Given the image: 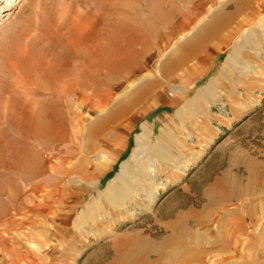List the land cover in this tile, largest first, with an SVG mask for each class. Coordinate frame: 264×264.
Returning a JSON list of instances; mask_svg holds the SVG:
<instances>
[{
    "label": "rangeland",
    "instance_id": "374dc122",
    "mask_svg": "<svg viewBox=\"0 0 264 264\" xmlns=\"http://www.w3.org/2000/svg\"><path fill=\"white\" fill-rule=\"evenodd\" d=\"M84 1L0 0V64L3 56L1 53L4 48L6 51L9 39L20 42L28 34L27 40L37 35L43 24L49 28L55 27L51 17L59 20V16L65 15L63 24H67V27L74 25L78 15L88 10L83 5ZM251 6V13L244 7L226 26H222V29L218 27L221 29L218 35H213L206 42V47L197 59L187 61L177 73L174 72L176 74H171L172 77L158 76V62L162 56L153 57L147 66L135 73L134 78L155 75L164 90L159 89V93L148 97L144 107L135 106L131 118H120L114 126L109 124L92 144H88L85 138V123L95 119L99 112L105 114L111 102L95 107L91 105L93 107L90 108L72 103V108L66 109L63 121L66 125L65 140L47 147L41 145L44 148L39 149V152L45 169L35 173L37 176L31 183H23L16 197L25 205L26 210L16 213L17 222L9 232L0 228V264H110L114 255V242L122 239H133L141 245L139 249L146 246L145 249L150 250L144 259L141 256V264H264V207L260 218L257 221H246L242 233L228 247L224 248L218 243L216 246L201 247L212 252H195V224L189 223L187 231H176L152 222L161 196L171 190L165 204L174 201L178 176L194 159L195 114H199L201 122L207 119V109L211 107L213 111L219 107L213 101L223 102L224 111L239 107L240 103L244 105L246 101H242V98L248 95L240 93L242 88L247 86V82L254 87L259 80L258 73L263 72L264 0H251ZM196 8L198 12L194 23L177 32L163 47L161 54L182 44L180 42L172 46L180 34L196 32L198 27L205 29L209 26L208 20L219 11L230 12L233 0H196ZM195 24V29H192ZM4 44L6 47L2 49ZM230 52L232 60L219 64L224 71L216 85L218 90L232 89L231 92L209 95L208 100L205 96L195 99V88L203 84L206 78H198L192 86L193 78H187L182 73L194 65L192 74L195 78L204 75L208 67L207 74L213 77L215 69H210L211 61L218 54L220 56L217 60H221L223 55ZM0 73V97L1 101L7 100L4 101L7 103L8 99L19 92L15 85L21 83L14 74L9 76ZM131 82L134 84L135 80L125 82L124 87L120 85L114 95H118L119 90L131 85ZM178 85L180 89L172 93L170 89H176ZM33 96L42 98L40 95ZM75 103H78L76 99ZM142 124L149 128L147 147L142 160L137 164L139 169L130 168L129 175L132 178H127L128 182L123 184L122 188L131 184L127 196L104 206L89 219L80 220L81 210L91 205L111 185L121 163H130L134 135L140 133ZM111 131L115 137L106 141L105 137ZM175 162L182 163V169H178ZM80 163H84L89 174L79 171ZM97 166L98 170L95 168ZM154 181H167V184L158 189L154 202L145 207L139 193L146 192ZM6 195V190H0V198H7ZM126 210H130L133 215L128 217ZM148 253H151V259Z\"/></svg>",
    "mask_w": 264,
    "mask_h": 264
},
{
    "label": "bare ground",
    "instance_id": "6f19581e",
    "mask_svg": "<svg viewBox=\"0 0 264 264\" xmlns=\"http://www.w3.org/2000/svg\"><path fill=\"white\" fill-rule=\"evenodd\" d=\"M242 1H233V12L242 7ZM83 5L88 10L78 15L74 25L67 27V24H63L65 15L59 16V20L51 17L55 24L53 29L43 24L39 27L37 35L26 40L28 34H23L26 37L20 42L13 38L9 39L6 51H4L6 45H3L0 72L9 76L14 74L22 86L15 85L19 92L15 91L17 94L8 99L7 103H5L7 100L1 101L0 97V155L17 148L3 146L9 137L18 141L20 138L25 140L38 137L41 142L44 141L41 144L43 146L65 140L64 112L68 108L71 109L73 104L90 108L111 102L105 114L99 112L95 119L85 123V138L88 144H92L95 137L109 124L114 126L120 118H131L135 106L144 107L148 97L163 89L155 75L134 78L135 73L147 66L153 57L161 55L158 76L172 77L171 74L177 73L187 59L196 53V46L205 44L207 37L211 38L213 35L216 37L220 30L218 27L225 26L232 16L231 13L212 15L210 20L207 19L209 22L207 28L197 34L195 31L180 34L172 46L180 42L182 44L176 49L169 48L168 54L167 52L161 54L163 47L177 32L194 23L198 12L196 0H85ZM195 27L196 24L192 29ZM1 37L2 35L0 40ZM1 43L2 40L0 46ZM231 54L232 52L228 54L227 60H232ZM130 79L135 80L134 84L131 82V85L119 90V94L116 93L115 96L114 91L120 85L124 87V83ZM176 87L170 91L175 93L180 89L179 85ZM211 90L204 88L203 92L212 95ZM33 95H40L42 98H34ZM75 99L78 103H75ZM148 132V126L142 124L141 132L134 136L130 163H127L128 161L121 163L111 185L99 194L91 205L81 210L80 220L89 219L99 213L104 206L116 203L121 197L127 196L131 184L126 188L122 187L128 182L127 178H132V175H129L130 168H138L137 164L144 156ZM163 134L166 133L163 131ZM113 137L115 135L111 131L105 140ZM38 161L40 170L35 171L37 167L33 165L30 173H40L44 169L42 159ZM174 164L178 169L183 167L180 162ZM95 168L99 169L98 166ZM78 169L82 174H89L84 163H80ZM26 172L24 175L29 176ZM166 184L167 181H154L153 186H149L146 192L139 193L145 207L154 202L158 189L164 188ZM126 214L128 217L133 215L130 210H126ZM113 246L114 255L110 264H141V256L144 259L146 253L150 252L144 245L142 250L139 249L141 245L133 239L116 240ZM149 258L151 259V256Z\"/></svg>",
    "mask_w": 264,
    "mask_h": 264
},
{
    "label": "crops",
    "instance_id": "0c3cea01",
    "mask_svg": "<svg viewBox=\"0 0 264 264\" xmlns=\"http://www.w3.org/2000/svg\"><path fill=\"white\" fill-rule=\"evenodd\" d=\"M244 7L251 13V0H243L242 7L236 12L232 11L234 8L226 12L232 15L227 23ZM222 12L224 11L218 13ZM239 24L241 25L242 22ZM203 29L198 27L196 33ZM209 40L210 38L203 45H197L196 53L187 60L197 59ZM228 54L217 60L220 56L218 54L215 60L211 61L210 69H215L213 77L207 74L208 67L204 75L195 78L192 74L194 65L187 72L182 73L186 74L187 78L189 76L193 78L192 86L198 78L199 80L206 78L203 84L195 88L193 93L195 99H199L200 96L209 99V95H204V88L209 91L212 89L210 92L212 94L231 92L232 89L218 90L216 85L217 80L223 75L224 68L222 69L221 65L226 62ZM258 74L259 80L256 81V85L251 87L247 82V86L245 85L240 92L248 95L242 98V101L243 99L246 101L244 105L240 103L239 107L235 106L224 111L223 102L213 101L214 105L219 104V107L211 111V107L208 106L207 119L201 122L199 114H195L194 159L178 176L174 188V201L165 204V200L172 192L170 190L161 196L158 207L154 210L152 222L161 223L166 229L187 231L189 223L195 224L197 253L212 252L201 249L205 245L216 246L218 243L224 248L228 247L239 237V233H242L246 221H257L261 216L264 207V95L262 94L264 69ZM6 140L3 143V146L6 145L4 147H17L0 155V190L7 191V198H0V228H5V231L9 232L17 222L16 213L26 210L25 205L16 197L19 195L21 185L31 183L37 176L30 173L31 166L36 165L35 171L40 170L39 149L44 147L41 146L38 137L32 140L20 138L19 141L9 137ZM24 172L29 176H25ZM13 195L16 197L14 198Z\"/></svg>",
    "mask_w": 264,
    "mask_h": 264
}]
</instances>
